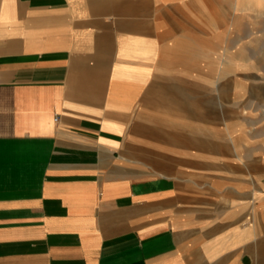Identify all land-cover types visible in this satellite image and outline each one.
Returning <instances> with one entry per match:
<instances>
[{
  "label": "crops",
  "instance_id": "crops-1",
  "mask_svg": "<svg viewBox=\"0 0 264 264\" xmlns=\"http://www.w3.org/2000/svg\"><path fill=\"white\" fill-rule=\"evenodd\" d=\"M245 8L0 0V264H264V137L238 124L201 154L181 120L143 115L152 77L197 81L199 12L243 24Z\"/></svg>",
  "mask_w": 264,
  "mask_h": 264
},
{
  "label": "rangeland",
  "instance_id": "rangeland-1",
  "mask_svg": "<svg viewBox=\"0 0 264 264\" xmlns=\"http://www.w3.org/2000/svg\"><path fill=\"white\" fill-rule=\"evenodd\" d=\"M241 1L245 7L249 0ZM253 1L259 10L245 8L243 24H221L199 12L198 24H192L195 43L190 46L198 57L195 83L178 76L151 78L149 108L143 115L166 133L179 128L176 121L181 120L183 136L197 135L198 153L221 157L222 153L213 150L222 149L220 142L239 133L238 124L243 125L246 136L264 137V0ZM180 48L184 50L183 45ZM181 69L189 70L185 65ZM141 112L136 109L134 116H143ZM148 136L158 138L153 132ZM207 139L213 143L206 142ZM261 148L264 149V142ZM182 165L186 166L185 162ZM207 168L198 166L201 170ZM213 170L216 175L223 168Z\"/></svg>",
  "mask_w": 264,
  "mask_h": 264
}]
</instances>
